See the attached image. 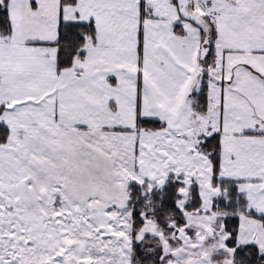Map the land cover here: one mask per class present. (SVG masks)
<instances>
[{"label":"snow or ice","instance_id":"snow-or-ice-1","mask_svg":"<svg viewBox=\"0 0 264 264\" xmlns=\"http://www.w3.org/2000/svg\"><path fill=\"white\" fill-rule=\"evenodd\" d=\"M0 264H264V0H0Z\"/></svg>","mask_w":264,"mask_h":264}]
</instances>
